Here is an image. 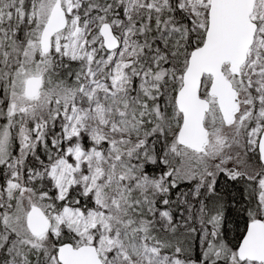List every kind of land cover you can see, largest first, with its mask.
I'll use <instances>...</instances> for the list:
<instances>
[{
    "label": "snow or ice",
    "instance_id": "1",
    "mask_svg": "<svg viewBox=\"0 0 264 264\" xmlns=\"http://www.w3.org/2000/svg\"><path fill=\"white\" fill-rule=\"evenodd\" d=\"M0 264H264V0H0Z\"/></svg>",
    "mask_w": 264,
    "mask_h": 264
}]
</instances>
